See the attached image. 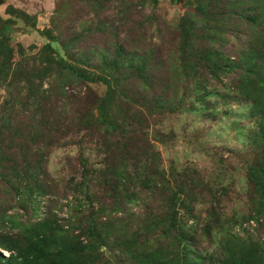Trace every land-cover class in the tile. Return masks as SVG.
Here are the masks:
<instances>
[{"label": "trees", "instance_id": "obj_1", "mask_svg": "<svg viewBox=\"0 0 264 264\" xmlns=\"http://www.w3.org/2000/svg\"><path fill=\"white\" fill-rule=\"evenodd\" d=\"M77 1L93 13L85 24L63 27L53 20L52 27L41 30L49 40L46 51L57 52L52 44L57 42L65 56L47 54L37 64L23 55L9 68L10 49L0 50V88L7 91L0 105V190L4 186L33 216L26 221L14 213L0 217V264H264V238L251 232L226 233L218 250L205 254L195 243L196 226L190 221L196 219L194 202L211 185L201 177L184 181L174 170L170 178L164 171L149 174L147 151L132 150L139 142L132 127L143 121L145 92L155 99L154 110H166L175 107L174 85L183 77L200 84L202 74L212 80L233 78V92L247 103L254 123L248 217L264 228V0H196L199 18L183 15L175 22L147 13L156 0ZM10 26L0 16V30L8 32ZM228 41L232 52L224 50ZM47 63L57 69L44 87L40 78ZM63 77L107 86L97 98V114L89 110L80 118L81 124L94 122L104 129V158L94 168L101 172L90 178L86 166L83 179L60 193L65 205L76 203V216L68 218L61 217L53 198H44L51 186L48 158L40 146L53 123L50 116L66 111V103L55 107L53 100L68 93ZM202 91L211 93L206 85ZM81 160L84 165L89 161ZM92 180L100 190H91ZM72 191L76 198L68 199ZM213 229L210 223L202 228L209 236Z\"/></svg>", "mask_w": 264, "mask_h": 264}, {"label": "rangeland", "instance_id": "obj_2", "mask_svg": "<svg viewBox=\"0 0 264 264\" xmlns=\"http://www.w3.org/2000/svg\"><path fill=\"white\" fill-rule=\"evenodd\" d=\"M77 2L0 0V16L9 19L11 23L10 31L0 30V50L10 49L6 65L12 68L23 55L32 56L37 64L42 63L47 54H50L51 58L56 57L57 52L65 56L64 49L57 42H52L57 52L46 51L45 45L49 40L41 34V30L52 27L53 20L63 27L73 25L72 28H79L85 24L93 13L88 14L87 9ZM150 11L158 12L174 22L183 15L199 18L196 13V0H156V5L148 4L147 13ZM229 45L228 41L224 46L226 52H232L228 48ZM56 69V64L47 63L43 67L42 73L45 71L46 75L40 80L44 87L48 86L46 82ZM61 80L62 83L68 84V93L64 99L60 96L53 97V100L55 107L58 106L57 103L60 106L66 103V111L59 115V110H56L55 114L50 116L53 123L47 125L48 137L40 141V146L48 158L45 169L49 176L48 184L51 186V193L44 198H53L61 217L68 218L76 216V203L65 205V197L60 193L66 191L69 184L70 188L74 187L83 179L86 166L90 167V178H96L101 172L95 169L98 162L104 158L101 154L103 145L100 147L106 140L104 129L95 127L94 122L89 126L81 124L80 118L81 114L89 110L97 114V98L106 93L107 86L94 81H71L72 78L68 77ZM198 80L204 82L200 84L192 77H183L177 81L173 94L175 107H168L166 110H154L152 103H155V99L150 92L144 93L146 103L140 106L143 121L132 127V136L139 142H134L136 145H132V150L141 147L147 151L145 158L149 157L146 171L149 174L157 170L158 174L164 171L170 178L168 175L174 170L184 181L187 178L201 177L211 185V191L207 189L204 192L208 193L199 194L194 202L196 219L190 221L196 226L195 243L206 254L207 250H218L226 233L246 235L251 232L257 238H264V228L248 217L251 210L249 197L252 185L247 181V165L255 154L249 140V131L254 123L249 117L247 103L234 94L233 78L212 80L202 74ZM205 85L210 94L203 91L201 93V88ZM202 94L208 97L201 99ZM6 95V89L0 88V105ZM82 157L89 160L87 165L82 163ZM183 172L186 175H183ZM90 184L92 191L101 188L96 180L90 181ZM2 188L0 217L6 218V213H14L24 221L32 219L31 212L28 213L23 205H18L21 202L19 198H15L4 186ZM78 195L82 199L85 198L83 193ZM68 196V199L73 196L76 198L74 191L68 193ZM48 203L49 201L42 205L41 217L47 210ZM137 208L140 209L139 206ZM85 212L86 207L79 215L82 216ZM206 223L214 225L211 236L202 230ZM101 250L108 253L106 247ZM4 253L9 255L7 251Z\"/></svg>", "mask_w": 264, "mask_h": 264}]
</instances>
